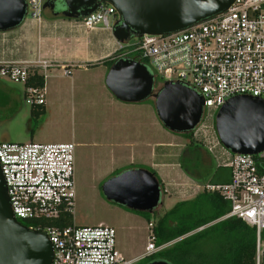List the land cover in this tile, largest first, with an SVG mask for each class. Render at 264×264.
Wrapping results in <instances>:
<instances>
[{"label": "built area", "instance_id": "built-area-1", "mask_svg": "<svg viewBox=\"0 0 264 264\" xmlns=\"http://www.w3.org/2000/svg\"><path fill=\"white\" fill-rule=\"evenodd\" d=\"M46 1L26 0L27 16L41 21L48 9ZM116 18V8L101 2L96 11L78 21L86 29L112 32ZM112 53L145 62L156 78L163 76L160 85L165 80L179 81L203 95V114L192 130L194 138L203 142L218 164L231 169L229 181L208 182L203 190L218 191L230 201L229 211L219 219L236 216L256 228L255 264H264V149L255 154L231 151L222 143L214 121L219 108L234 95L264 98V0H235L222 13L182 30L117 40ZM52 65L41 57L0 61V75L24 83L26 102L40 105L46 102ZM62 67L65 74L72 73L70 65ZM34 72L43 74L45 85L27 84ZM0 162L15 215L46 219L30 227L46 232L53 241V264H133L170 243L157 244L150 222L144 252L129 258L118 246L114 225L54 222L74 213L75 141L0 140Z\"/></svg>", "mask_w": 264, "mask_h": 264}, {"label": "water", "instance_id": "water-1", "mask_svg": "<svg viewBox=\"0 0 264 264\" xmlns=\"http://www.w3.org/2000/svg\"><path fill=\"white\" fill-rule=\"evenodd\" d=\"M101 2L116 8L112 32L117 40L125 42L134 35L182 30L222 13L235 0H61L59 4L47 0L45 7L78 19L96 11ZM26 18V0H0V32L19 27ZM155 84V73L134 57H119L106 75V85L117 98L129 102L154 98L157 115L166 128L191 132L202 118L203 95L179 81L165 80L157 90ZM215 124L222 143L231 151H262L264 98L250 94L230 97L217 111ZM101 187L107 199L133 210L154 212L164 203L160 179L147 167L125 169L106 179ZM54 256L49 235L15 215L0 162V264H53ZM144 264L171 263L156 258Z\"/></svg>", "mask_w": 264, "mask_h": 264}, {"label": "rangeland", "instance_id": "rangeland-1", "mask_svg": "<svg viewBox=\"0 0 264 264\" xmlns=\"http://www.w3.org/2000/svg\"><path fill=\"white\" fill-rule=\"evenodd\" d=\"M60 2L61 0H58L57 4ZM49 16L53 15L49 9H45L42 19H48ZM27 18L29 19L30 16H27ZM60 18H63V16ZM111 18H113L112 15ZM87 33L85 31V34ZM22 34L23 30L20 27L0 32V51L3 47L8 48L10 54L24 51L30 45V39ZM73 34L69 39L70 46L64 45L63 38L60 39L61 42L58 39L54 41L53 38L45 42L47 52L41 58L47 59L53 64L46 79V98H51L52 110L34 113L33 108L40 110L45 107H33L34 105L26 102L24 83L0 75V140H3V135L8 133L14 141L28 142L32 140V134L40 133L42 134L41 138L35 137L34 140L89 142L90 137L101 134L105 116L111 113L110 110H115L116 107L110 105V102L105 99L102 89L95 83H91L85 90H79L77 87L74 89L70 77L65 75L63 69L57 65V63L64 64L68 62L63 61L64 56L76 57L93 49L94 40L96 37L98 38L93 33L88 39L85 36L80 37L77 32H73ZM99 37L105 38L104 41H106V30H102ZM107 42L111 44L110 40ZM50 48L52 49L50 50ZM113 50L114 48L108 45L102 51L86 52L83 57L98 59L109 55ZM158 78L162 80L163 76L159 74ZM152 108H155L154 98L134 102V113H137L140 117L134 115V141L137 140V136L140 137L141 141L142 139H151L153 135L156 138L157 133L161 132L156 129L153 130V128H163V134H160L159 137H162V139L169 137L170 140H173L172 144L168 145L169 149L167 151L170 153L169 160L172 163H177L181 159L188 137L184 133L174 132L166 128L161 123V125H152ZM32 128L33 133L30 130ZM168 134L170 135L168 136ZM147 148L145 141L142 147H134V165H121L114 168L101 158L102 150L99 144L95 146L91 144L76 145L74 222L76 224L104 222L114 225L117 229L118 246L121 251L128 248L133 253L134 250L137 252L145 249L150 234V222L145 215L107 199L101 186L109 177L131 167L143 166L153 170L147 164V158H144ZM172 168H174V165ZM176 168L178 172L173 171L174 173H172L176 180H172L171 184L165 185L164 203L156 209L159 214L168 210L176 200L191 198L203 190L202 182L188 175L181 169V166L176 164ZM133 264L139 263L135 261Z\"/></svg>", "mask_w": 264, "mask_h": 264}, {"label": "trees", "instance_id": "trees-1", "mask_svg": "<svg viewBox=\"0 0 264 264\" xmlns=\"http://www.w3.org/2000/svg\"><path fill=\"white\" fill-rule=\"evenodd\" d=\"M81 19L82 17L77 20ZM118 58L114 54L107 56L102 62L109 68ZM96 63L99 62L93 64ZM27 84L43 86L45 78L43 74L34 72ZM44 110L45 108L40 110L33 108L32 111L36 113ZM184 134L188 137V142L180 159L183 170L203 184L229 181L230 167L218 164L203 142L194 138L193 131ZM153 171L160 179L163 192H166L162 178L155 170ZM230 207V201L220 192L202 190L191 198L176 200L162 214L156 210L154 212L134 210L145 215L149 222H153L157 244L171 242L140 259L138 263L144 264L156 258H164L171 264H255L256 228L236 216L219 219ZM20 220L28 226H36L46 219ZM54 222L61 225L72 224L74 214L66 213ZM203 225L205 226L202 229L197 230Z\"/></svg>", "mask_w": 264, "mask_h": 264}, {"label": "crops", "instance_id": "crops-1", "mask_svg": "<svg viewBox=\"0 0 264 264\" xmlns=\"http://www.w3.org/2000/svg\"><path fill=\"white\" fill-rule=\"evenodd\" d=\"M61 16H49L48 19H42L38 21L33 18H26L24 22L19 26L23 30V34L30 39V45L24 51L19 53L15 52V54H10L8 52V48L3 47L0 51V61L6 60H35L39 57H43L46 54V41H50V39L60 40L62 39L65 42L64 45L70 46L69 39L74 35L73 32H77L80 37L85 36L87 39L90 38V35L96 34L98 38H95L94 48L84 53L75 56H68L63 58V61H68L64 64L57 65L63 69L62 65H70L72 67V73L67 75L70 77L74 89L77 87L79 90H85L87 86L91 85V83H95L99 85L102 89L103 95L105 99L110 102L111 106L116 107L115 110H110V114L105 116L103 131L99 136H92L88 141H75L76 145L78 144H91L96 145L99 144L102 150L101 158L113 166L117 168L121 165H134V147L139 148L144 144V141L147 143V150L144 153V158H147V164L151 166L153 170H155L158 175L162 178L165 185L171 184L172 180H176L174 176H172L174 172H178L176 168V164L180 165V161L177 163H172L170 159V153L167 151L169 149L168 145L172 144V139L169 137L166 139L160 138L159 135L163 134V128H153L161 133H157V137L153 135L151 139H142L140 137H136V141H134V115L138 118L139 115L134 113V102L123 101L117 98L113 92L106 85V75L109 70L108 65L103 63L102 60L107 56H112L113 51L104 57L98 59H90L85 58L83 55L86 52H97L102 51L106 46L110 45L115 48L117 44V39L113 35V33L106 29V41L105 38L99 37L101 36L102 30L104 28H96V29H86L82 25H80L77 19L70 18H60ZM27 25V26H26ZM18 28V27H17ZM16 29V28H15ZM85 31L88 32L85 34ZM84 33V34H83ZM57 40V41H58ZM108 40H110L111 44H108ZM52 41V40H51ZM61 42V40H60ZM62 42V43H63ZM52 44V43H51ZM59 44V43H58ZM63 45V46H64ZM49 46V45H48ZM52 48H50L51 50ZM95 62H99L93 64ZM93 64V65H89ZM64 73V69H63ZM60 90V89H58ZM47 94V93H46ZM45 107V111H50L53 108V103L51 98H46V102L44 104H40ZM36 105V106H40ZM156 109H151V123L152 125H161ZM161 123V124H160ZM33 133V128L30 129ZM153 133V132H152ZM154 134V133H153ZM40 133L32 134V140L35 137L41 138ZM170 134H168L169 136ZM74 136V133H73ZM3 140H12L9 137L8 133L3 135ZM74 141V140H72ZM137 152V149H136ZM174 165V168H172ZM172 166V167H171ZM181 169H183L181 167ZM174 171V172H173ZM178 174V173H175ZM101 185V184H100ZM138 250L137 252L132 253L131 249H124L122 252L129 258H139L141 254L144 252Z\"/></svg>", "mask_w": 264, "mask_h": 264}, {"label": "flooded vegetation", "instance_id": "flooded-vegetation-1", "mask_svg": "<svg viewBox=\"0 0 264 264\" xmlns=\"http://www.w3.org/2000/svg\"><path fill=\"white\" fill-rule=\"evenodd\" d=\"M58 1V0H56ZM49 9V8H48ZM50 10V9H49ZM56 10H59L58 9V5L56 6ZM60 11H62V9H60ZM50 13L53 15V16H63L61 13H57L56 12H53L52 10H50ZM150 67V66H149ZM159 82H161V80L159 78H156V84H155V90L159 89L160 87V84Z\"/></svg>", "mask_w": 264, "mask_h": 264}, {"label": "bare ground", "instance_id": "bare-ground-1", "mask_svg": "<svg viewBox=\"0 0 264 264\" xmlns=\"http://www.w3.org/2000/svg\"><path fill=\"white\" fill-rule=\"evenodd\" d=\"M106 30V29H105Z\"/></svg>", "mask_w": 264, "mask_h": 264}]
</instances>
